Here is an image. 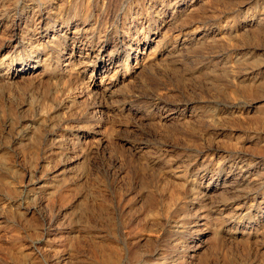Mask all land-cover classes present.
Instances as JSON below:
<instances>
[{
	"label": "rangeland",
	"instance_id": "obj_1",
	"mask_svg": "<svg viewBox=\"0 0 264 264\" xmlns=\"http://www.w3.org/2000/svg\"><path fill=\"white\" fill-rule=\"evenodd\" d=\"M0 264H264V0H0Z\"/></svg>",
	"mask_w": 264,
	"mask_h": 264
},
{
	"label": "bare ground",
	"instance_id": "obj_2",
	"mask_svg": "<svg viewBox=\"0 0 264 264\" xmlns=\"http://www.w3.org/2000/svg\"><path fill=\"white\" fill-rule=\"evenodd\" d=\"M244 63V62H243ZM104 71V70H103Z\"/></svg>",
	"mask_w": 264,
	"mask_h": 264
}]
</instances>
